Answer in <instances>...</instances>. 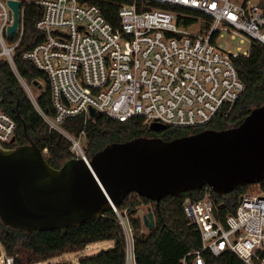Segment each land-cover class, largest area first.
Instances as JSON below:
<instances>
[{
  "label": "built area",
  "instance_id": "built-area-1",
  "mask_svg": "<svg viewBox=\"0 0 264 264\" xmlns=\"http://www.w3.org/2000/svg\"><path fill=\"white\" fill-rule=\"evenodd\" d=\"M21 1L20 25L10 37L12 10L0 0V57L36 104L31 86L18 74L15 53L24 35L26 6H41L36 29L44 39L22 58L49 80L54 114L41 109L40 114L70 141L74 158L84 161L92 158L84 145L86 131L71 133L64 127L67 119L87 122L94 109L122 122L139 118L148 127L153 122L207 127L227 119L245 91L235 59L249 57L253 42L264 45V0H131L119 9L118 24L85 0ZM225 32L248 47L223 50L217 42ZM2 105L0 93V144L8 148L16 141L18 124ZM204 189L202 198L187 195L183 201L190 224L201 233L202 248L184 256L182 264H208L204 251L264 264V190H247L236 209L225 214L212 190ZM116 212L125 233V264H138L133 225L126 213ZM5 263L14 264V257L7 256Z\"/></svg>",
  "mask_w": 264,
  "mask_h": 264
},
{
  "label": "water",
  "instance_id": "water-1",
  "mask_svg": "<svg viewBox=\"0 0 264 264\" xmlns=\"http://www.w3.org/2000/svg\"><path fill=\"white\" fill-rule=\"evenodd\" d=\"M7 2L13 15L7 34L14 37L22 1ZM18 116L27 142L12 148L0 144V221L21 232L85 225L116 211L131 193L152 201L159 210L169 196L205 187L224 196L264 181V102L236 126L206 128L169 140L140 136L113 142L90 161L72 158L60 168L49 164ZM167 127L153 122L149 128ZM143 223L149 230L155 228L152 209Z\"/></svg>",
  "mask_w": 264,
  "mask_h": 264
},
{
  "label": "trees",
  "instance_id": "trees-1",
  "mask_svg": "<svg viewBox=\"0 0 264 264\" xmlns=\"http://www.w3.org/2000/svg\"><path fill=\"white\" fill-rule=\"evenodd\" d=\"M100 6L105 17L112 23H119V9L131 0H85ZM178 9L180 8H173ZM183 10V9H181ZM43 9L36 3H29L24 10V35L16 49L15 64L18 74L29 85L40 87L41 81H46V88L36 96V104L21 84L10 63L0 57V93L3 96L2 109L11 114L17 121L16 141L8 148L27 142L18 114L27 124L29 134L34 142L43 150L47 161L54 168H60L64 163L74 158L70 141L49 128L40 114L41 109L48 115H53L51 90L46 74L36 68L31 62L22 58L23 52L32 48L44 39V35L36 29V23L42 16ZM193 13V12H192ZM193 14L198 15L194 11ZM188 20L186 23H190ZM239 78L245 85V91L234 105L227 119H216L207 127H175L168 126L164 130H151L141 119H131L125 122L112 119L104 114H95L87 122L83 117L69 118L64 127L78 135L86 131L88 153L94 155L113 142H124L140 136H158L173 139L201 132L206 128L224 129L240 124L253 108L264 102V45L253 42L249 57L235 59ZM250 186H241L224 196L210 191L216 201L221 204L223 213L233 212L240 196ZM264 190V181L259 185ZM206 189L179 196H169L155 208L156 225L148 230L140 217L139 205L153 203L138 196L129 194L117 211L126 213L134 228L135 250L138 264H182V259L188 253L202 248V238L199 229L190 224L184 210L183 201L187 195L194 199L204 196ZM155 205V204H154ZM145 228L148 232L144 231ZM104 240L114 242L111 249L103 250L96 255L79 259V264H125V233L115 210L104 213L82 226L68 230L21 232L18 229L0 224V243L7 256L14 257V264H42L45 261L63 255L67 252L81 251L91 244ZM203 256L208 264H243L234 254L225 252L219 257L210 251H204ZM48 264H67L66 261Z\"/></svg>",
  "mask_w": 264,
  "mask_h": 264
},
{
  "label": "rangeland",
  "instance_id": "rangeland-1",
  "mask_svg": "<svg viewBox=\"0 0 264 264\" xmlns=\"http://www.w3.org/2000/svg\"><path fill=\"white\" fill-rule=\"evenodd\" d=\"M237 1H241V0H237ZM250 1H251V4H260V0H250ZM217 43H218V46H220L223 50L236 51L238 47H241V49H246L248 47L247 43L241 44L239 38L233 39L231 37V34L227 32H225L224 37L219 38ZM41 82H42V85L40 87H36L35 85H30L35 97L41 92V90H44L46 88V84H47L46 81L44 80ZM84 145L85 147L87 146V138L84 140ZM247 189L251 192H256V193L261 191L260 187L258 186H250ZM150 209H152L155 212L154 203L144 202L141 205H139L138 213L140 217L143 219V216L146 215ZM155 217H156V214H155ZM1 223L2 222L0 221V224ZM148 230L145 228L144 231L148 232ZM113 244L114 242L112 240L100 241L95 244H91L90 246H87L85 249L81 251L67 252L63 255H60L53 259L45 261L42 264H48V263L59 262V261H66L67 264H79L80 258L93 256L103 250L111 249L113 247ZM6 257L7 255L0 243V264H6L5 263Z\"/></svg>",
  "mask_w": 264,
  "mask_h": 264
},
{
  "label": "crops",
  "instance_id": "crops-1",
  "mask_svg": "<svg viewBox=\"0 0 264 264\" xmlns=\"http://www.w3.org/2000/svg\"><path fill=\"white\" fill-rule=\"evenodd\" d=\"M90 246V245H89Z\"/></svg>",
  "mask_w": 264,
  "mask_h": 264
}]
</instances>
